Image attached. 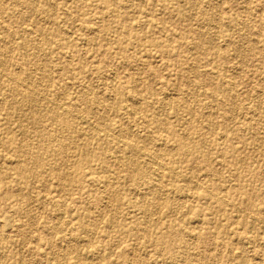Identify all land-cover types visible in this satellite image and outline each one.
I'll return each mask as SVG.
<instances>
[{"label": "rangeland", "instance_id": "374dc122", "mask_svg": "<svg viewBox=\"0 0 264 264\" xmlns=\"http://www.w3.org/2000/svg\"><path fill=\"white\" fill-rule=\"evenodd\" d=\"M0 74V264H264V0H0Z\"/></svg>", "mask_w": 264, "mask_h": 264}, {"label": "bare ground", "instance_id": "6f19581e", "mask_svg": "<svg viewBox=\"0 0 264 264\" xmlns=\"http://www.w3.org/2000/svg\"><path fill=\"white\" fill-rule=\"evenodd\" d=\"M240 29V28H239ZM1 75V74H0ZM114 78V77H113ZM38 80V79H37ZM112 82H113V79H112ZM112 84V83H111ZM22 86H24V85H22ZM29 102H31L30 100H29ZM51 102V101H50ZM171 102V101H170ZM59 106V105H58ZM60 107V106H59ZM57 110H59L62 114H64V113H67L65 110H62L61 108H57ZM244 111V110H243ZM139 113V112H138ZM135 114V113H134ZM81 123V125H83V126H86V128H88L90 131H92L93 133H95L97 136H99V137H101V138H103V139H107V137L106 136H108L107 134H105L102 130H100L99 128H97L93 123L91 124V123H88L87 121H81L80 122ZM82 126V127H83ZM100 133H104L103 135H101ZM109 138H111L110 136H109ZM108 140V139H107ZM121 139H118V141H116L117 142V146L118 147H120V148H123V149H134V147L132 146V144H131V146L129 147V145H126L123 141H120ZM128 142V141H127ZM128 144V143H127ZM130 144V143H129ZM147 153H145V155H146ZM142 155V154H141ZM147 157V156H146ZM150 157V156H149ZM150 158H152V157H150ZM154 160H155V158H153ZM125 161V160H124ZM153 161V160H152ZM156 161V163H157V161L158 160H155ZM155 161H153V163H152V165L154 164L155 166H157V164H155L154 162ZM159 163V162H158ZM160 166V165H159ZM153 168H154V166H153ZM158 170V169H157ZM163 171V170H162ZM180 172V171H179ZM156 173V172H155ZM178 173V172H177ZM154 174V173H153ZM174 174V171H172L171 172V176ZM176 174V173H175ZM157 175H159V174H157ZM156 175V176H157ZM181 175V174H180ZM177 176V175H176ZM175 176V177H176ZM159 177V176H158ZM173 177V176H172ZM178 177H180V176H178ZM175 184V183H174ZM195 186V185H194ZM126 187V186H125ZM201 187V186H200ZM152 188H154V189H156V190H159V191H162V189H163V187H161L160 185H154ZM196 188V187H195ZM197 190H198V188H197ZM136 191V190H135ZM149 192V191H148ZM138 193V192H137ZM177 193V192H176ZM210 193V192H209ZM214 195V194H213ZM212 195V196H213ZM216 195V194H215ZM214 198L216 199V201H217V203H219V204H223V203H225V202H223V201H225V200H223V199H221V198H217L216 196H214ZM149 201H147V200H145L144 201V203H143V207H144V209H145V207H147V203H148ZM242 211V210H241ZM64 213V212H63ZM58 218V217H57ZM260 222V221H259ZM262 223V222H261ZM58 224V223H57ZM261 225V224H260ZM78 227H79V225H78ZM62 234V233H61ZM262 245V244H261ZM186 247V246H185ZM54 259V258H53ZM173 264V263H172Z\"/></svg>", "mask_w": 264, "mask_h": 264}]
</instances>
